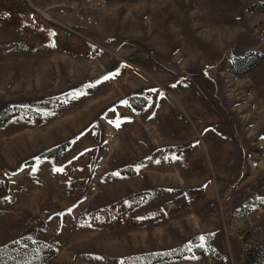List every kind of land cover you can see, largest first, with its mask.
<instances>
[{"label":"rangeland","instance_id":"374dc122","mask_svg":"<svg viewBox=\"0 0 264 264\" xmlns=\"http://www.w3.org/2000/svg\"><path fill=\"white\" fill-rule=\"evenodd\" d=\"M256 3L0 0V246L26 238L36 264H254Z\"/></svg>","mask_w":264,"mask_h":264},{"label":"trees","instance_id":"16d2710c","mask_svg":"<svg viewBox=\"0 0 264 264\" xmlns=\"http://www.w3.org/2000/svg\"><path fill=\"white\" fill-rule=\"evenodd\" d=\"M254 10H264V6L256 3L252 6ZM246 58V62L244 61ZM260 55L258 52L248 53V57L234 58V64L242 67L245 63L244 70H250L259 61ZM35 243H31L26 238H17L0 246V264H36L38 260L37 250L35 251ZM250 259L254 264H264V250H252L250 252Z\"/></svg>","mask_w":264,"mask_h":264},{"label":"built area","instance_id":"2783aa9c","mask_svg":"<svg viewBox=\"0 0 264 264\" xmlns=\"http://www.w3.org/2000/svg\"><path fill=\"white\" fill-rule=\"evenodd\" d=\"M25 20L32 21V20H44L48 21L49 16L40 8L38 7H31L28 12H25Z\"/></svg>","mask_w":264,"mask_h":264},{"label":"snow or ice","instance_id":"6c2138e0","mask_svg":"<svg viewBox=\"0 0 264 264\" xmlns=\"http://www.w3.org/2000/svg\"><path fill=\"white\" fill-rule=\"evenodd\" d=\"M109 78H110V77H105V79H109ZM111 122H112V121H110V123H111ZM114 126L117 127V128H119L120 125H119V123H116ZM33 171H35V169H33ZM55 171H57V172H62L63 169H62V168H56ZM200 239L203 240L204 238L201 237Z\"/></svg>","mask_w":264,"mask_h":264},{"label":"bare ground","instance_id":"6f19581e","mask_svg":"<svg viewBox=\"0 0 264 264\" xmlns=\"http://www.w3.org/2000/svg\"><path fill=\"white\" fill-rule=\"evenodd\" d=\"M32 21H44V20H32ZM168 46V45H167ZM196 108H198V107H196ZM199 109V108H198ZM200 112V111H199ZM204 127V126H203ZM199 130V129H198Z\"/></svg>","mask_w":264,"mask_h":264}]
</instances>
